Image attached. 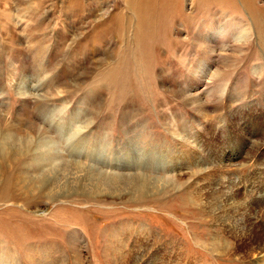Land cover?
I'll use <instances>...</instances> for the list:
<instances>
[{
	"label": "rangeland",
	"instance_id": "374dc122",
	"mask_svg": "<svg viewBox=\"0 0 264 264\" xmlns=\"http://www.w3.org/2000/svg\"><path fill=\"white\" fill-rule=\"evenodd\" d=\"M144 238L264 264V0H0V264Z\"/></svg>",
	"mask_w": 264,
	"mask_h": 264
},
{
	"label": "bare ground",
	"instance_id": "6f19581e",
	"mask_svg": "<svg viewBox=\"0 0 264 264\" xmlns=\"http://www.w3.org/2000/svg\"><path fill=\"white\" fill-rule=\"evenodd\" d=\"M13 138V137H12ZM18 154H20V152H17V153H14V157L16 158V157H18L17 155ZM106 180H109V182L110 183H107V181ZM126 180H128V179H126ZM137 180V179H136ZM119 178L118 177H116V176H113V177H106V178H102L101 179V182H102V184L103 183H107V186H108V188L110 189H116V190H118V188H119ZM129 181V180H128ZM137 184H139L141 187H142V189L145 191V185H146V183H145V180H143V177H142V179H140L139 180V182L137 183ZM136 184V185H137ZM129 185V184H128ZM131 186V185H130ZM131 189V188H130ZM132 245V244H131ZM148 246V244H147V241H145V238L144 239H142V240H139L138 239V241L136 242V246L137 247H131V249L129 250V252H128V254H126V255H129V263L130 264H138V263H140V261H142L143 260V256H146L147 255V251L146 250H143V249H145V246ZM146 246V247H147ZM149 247V246H148ZM129 249V248H128ZM131 250H132V252H131ZM146 253H145V252ZM123 252H125V251H123ZM158 258H160L159 256H155V258L153 259V260H155V261H157L158 263H159V260H157ZM156 262V263H157ZM151 264H153V263H151Z\"/></svg>",
	"mask_w": 264,
	"mask_h": 264
}]
</instances>
